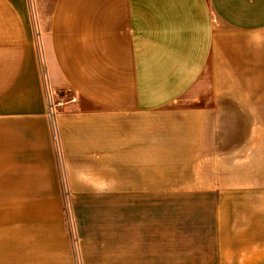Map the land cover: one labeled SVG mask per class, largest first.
<instances>
[{"label":"crops","instance_id":"obj_1","mask_svg":"<svg viewBox=\"0 0 264 264\" xmlns=\"http://www.w3.org/2000/svg\"><path fill=\"white\" fill-rule=\"evenodd\" d=\"M114 190L206 193L199 250L101 263L264 264V0H0V264H76L62 201Z\"/></svg>","mask_w":264,"mask_h":264},{"label":"rangeland","instance_id":"obj_2","mask_svg":"<svg viewBox=\"0 0 264 264\" xmlns=\"http://www.w3.org/2000/svg\"><path fill=\"white\" fill-rule=\"evenodd\" d=\"M74 92L68 88L59 93V96L50 98L53 114L55 119L59 113L70 110L68 105L77 103ZM197 99L194 94H189L179 104L184 106H192L194 100ZM54 116V115H53ZM55 130L58 140L57 156L60 161L61 177H68V170L61 167L64 164L61 145L58 138V124L55 120ZM94 168L86 166L74 168L75 175L83 178ZM132 174H123V190L128 192L132 186L131 181H127ZM115 182H108L114 184ZM65 192L69 193L67 185L64 184ZM136 192V191H133ZM113 195L100 197V193H92L88 195V199L62 201L64 219L66 221L67 230L72 240V251L76 264H82L83 239L80 232H84V236H89L87 240L91 241L92 264L101 263L98 258H108L107 256L120 257L122 253L140 254L145 252L175 250L181 253L198 252L200 243L199 233V206L200 202L206 200V193L198 194L196 192L187 193H171L159 195H138V196H117V192L108 191ZM105 193V194H106ZM122 193V192H121ZM95 196V197H94ZM66 197H70L69 194ZM78 214L83 216L84 227L78 225ZM205 215L204 209L202 210ZM86 219L90 222H86ZM81 236V237H80ZM125 237V238H124ZM124 238V239H123ZM193 264L200 262V257H191ZM190 257L186 260L191 259ZM185 260V258H181ZM96 261V262H95Z\"/></svg>","mask_w":264,"mask_h":264},{"label":"built area","instance_id":"obj_3","mask_svg":"<svg viewBox=\"0 0 264 264\" xmlns=\"http://www.w3.org/2000/svg\"><path fill=\"white\" fill-rule=\"evenodd\" d=\"M50 108H51V115H54L55 116V114H53L54 112H53L52 104H50Z\"/></svg>","mask_w":264,"mask_h":264}]
</instances>
